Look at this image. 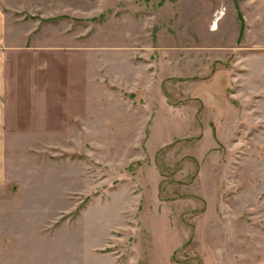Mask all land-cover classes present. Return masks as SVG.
Wrapping results in <instances>:
<instances>
[{"label":"rangeland","instance_id":"1","mask_svg":"<svg viewBox=\"0 0 264 264\" xmlns=\"http://www.w3.org/2000/svg\"><path fill=\"white\" fill-rule=\"evenodd\" d=\"M12 4L54 131L5 138L0 264H264V0Z\"/></svg>","mask_w":264,"mask_h":264},{"label":"crops","instance_id":"2","mask_svg":"<svg viewBox=\"0 0 264 264\" xmlns=\"http://www.w3.org/2000/svg\"><path fill=\"white\" fill-rule=\"evenodd\" d=\"M12 6H6V0H0V167L1 160L4 159L7 136H47L54 131V126H52L54 99L49 98V95L53 94L52 89L55 86L52 83H42L43 85L39 86L36 80H23L21 73L23 56L34 57L41 53L38 51H45L42 53L48 55L52 53V50L22 48L21 20L16 17L8 19L15 15V11L12 10L16 6L14 4ZM16 24L18 25L17 32ZM57 86L59 87L60 84ZM25 103L27 104L25 109L27 115L21 118L20 111L15 109L14 105ZM68 111L69 107L67 113ZM19 120L25 123L24 127L18 122ZM222 125L220 124L215 129L217 136L223 129ZM39 128H45L46 133L42 130L38 132Z\"/></svg>","mask_w":264,"mask_h":264}]
</instances>
